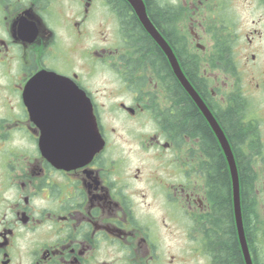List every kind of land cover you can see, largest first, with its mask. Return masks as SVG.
<instances>
[{
  "label": "flooded vegetation",
  "instance_id": "flooded-vegetation-1",
  "mask_svg": "<svg viewBox=\"0 0 264 264\" xmlns=\"http://www.w3.org/2000/svg\"><path fill=\"white\" fill-rule=\"evenodd\" d=\"M142 1L190 89L128 0H0V264H200L219 129L264 205V0Z\"/></svg>",
  "mask_w": 264,
  "mask_h": 264
},
{
  "label": "trees",
  "instance_id": "trees-1",
  "mask_svg": "<svg viewBox=\"0 0 264 264\" xmlns=\"http://www.w3.org/2000/svg\"><path fill=\"white\" fill-rule=\"evenodd\" d=\"M255 179L256 173L253 169L247 181L244 173L241 174L243 225L253 264H264V258L261 259L257 251L263 234L254 192ZM207 196L210 210L203 217V227L204 248L209 264H245L233 221L229 177L222 158L218 159V175L215 182H211Z\"/></svg>",
  "mask_w": 264,
  "mask_h": 264
},
{
  "label": "water",
  "instance_id": "water-1",
  "mask_svg": "<svg viewBox=\"0 0 264 264\" xmlns=\"http://www.w3.org/2000/svg\"><path fill=\"white\" fill-rule=\"evenodd\" d=\"M128 1L135 9L146 31L157 41V44L162 48V50L168 56L173 71L177 76V78L179 79V81L181 82V84L190 89L191 86L187 81V79L185 78L184 74L182 73L178 61L176 60L174 54L172 53V50L166 44L164 39L160 36L158 31H156L155 28L150 23L145 11V6L143 1L142 0H128ZM76 92L77 94L82 95V92L79 89H77ZM86 116H87V123L85 124L84 127L87 130V135L88 134L91 135H89L88 139L83 142L76 141L77 162L82 161L84 159L85 160L89 159L92 156V154L98 149L100 143L102 142L96 130L95 119L89 102H87L86 105ZM219 131H220V144L226 156V160L229 168L230 181H231L232 210H233L234 225L236 228L238 242L240 245V249L245 264H253L250 250L247 244V238L243 227L242 210H241V193H240L239 178H238L236 163L227 140L225 139L221 129H219Z\"/></svg>",
  "mask_w": 264,
  "mask_h": 264
},
{
  "label": "rangeland",
  "instance_id": "rangeland-1",
  "mask_svg": "<svg viewBox=\"0 0 264 264\" xmlns=\"http://www.w3.org/2000/svg\"><path fill=\"white\" fill-rule=\"evenodd\" d=\"M263 203H261L260 201H258V211L260 212V219L264 220V215H263V207L262 206ZM262 236V235H261ZM257 251L260 255V258L263 259L264 258V239H263V236L260 238V243L258 244L257 246ZM204 257L203 258H198V261L200 262V264H208L209 263V257L207 255H203Z\"/></svg>",
  "mask_w": 264,
  "mask_h": 264
}]
</instances>
